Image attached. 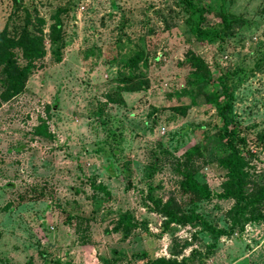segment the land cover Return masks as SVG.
I'll return each mask as SVG.
<instances>
[{
  "label": "rangeland",
  "instance_id": "374dc122",
  "mask_svg": "<svg viewBox=\"0 0 264 264\" xmlns=\"http://www.w3.org/2000/svg\"><path fill=\"white\" fill-rule=\"evenodd\" d=\"M193 2L205 11L203 27L218 28L220 14L242 24L224 40L198 42L189 29L195 15L178 0H0V31L9 35L26 17L30 25L43 19L44 34L64 8L61 60L44 35L45 55L0 105V264H144L171 254L186 264H264V219L233 229L232 200L218 196L225 171L215 110H170L188 102L174 92L191 78L189 52L218 67L249 184L264 187V0ZM137 51L146 62L126 67ZM40 122L50 136L33 133ZM195 144L198 153L186 157ZM184 165L207 197L181 190ZM97 183L108 196L92 189ZM190 208L223 234L214 239L160 213ZM258 208L264 213V199ZM123 212L134 223L125 237L113 230Z\"/></svg>",
  "mask_w": 264,
  "mask_h": 264
},
{
  "label": "trees",
  "instance_id": "16d2710c",
  "mask_svg": "<svg viewBox=\"0 0 264 264\" xmlns=\"http://www.w3.org/2000/svg\"><path fill=\"white\" fill-rule=\"evenodd\" d=\"M15 7L18 0H12ZM183 8L191 15H195V21L191 23L189 29L193 37L198 42H214L224 40L233 34V30L242 24L239 18H230L224 14L219 15V27L208 29L201 24L204 20V9L196 6L193 0H178ZM64 8L58 7L52 15V21L47 26V31L43 34L41 27L44 25L43 19L35 17V22L30 25L29 17H26L22 26L11 35L6 27L0 31V105L19 94L24 86L28 74L35 68V61L41 59L45 53L44 35L48 43V52L54 62L61 60L64 38L61 25L60 14ZM31 26L29 29L28 26ZM22 63L18 62L16 52ZM147 60L141 51L134 52L128 57L125 66L134 69L138 62L145 63ZM184 61L191 67V78L186 81L187 87L174 92L179 96H188V102L170 107L176 114L183 115L191 106L212 107L215 110L217 122V149L220 157L217 159L219 166L225 171V177L220 183V198L232 200L231 206L226 211L229 226L240 229L245 223L264 219V213L259 211V206L264 199V187H253L250 185L249 175L245 167L247 162L241 154L240 148L244 145V140L239 136V129L233 120L232 114V91L230 90L226 76L220 69H208L206 64L193 53L189 52ZM169 96V95H168ZM201 102H198V100ZM33 133L39 136H50L44 122H40L33 128ZM199 144L192 145L185 155L190 156L198 153ZM184 165L183 180L180 188L183 192H189L194 199L200 200L208 196L209 190L204 183H201L194 173L186 171ZM186 171V172H185ZM95 191L108 196V190L102 183L91 185ZM160 213L167 222H178L185 225L199 226L207 231L214 239L223 234V231L210 225L202 219L194 210L190 208L188 213H175L161 209ZM134 223L131 214L120 213L115 221L113 230L121 229L124 237L127 236ZM174 254L165 257H155L147 259L144 264H186L183 258L176 259Z\"/></svg>",
  "mask_w": 264,
  "mask_h": 264
}]
</instances>
